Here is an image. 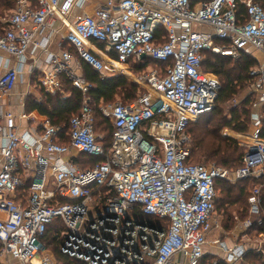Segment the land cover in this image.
I'll return each mask as SVG.
<instances>
[{"label": "built area", "instance_id": "2783aa9c", "mask_svg": "<svg viewBox=\"0 0 264 264\" xmlns=\"http://www.w3.org/2000/svg\"><path fill=\"white\" fill-rule=\"evenodd\" d=\"M12 1L0 16V99L15 89L31 48L51 66L30 75L45 93L61 90V75L87 93L91 85L73 66L81 61L103 78L130 77L147 91L132 103L102 105L114 129L109 148L89 102L66 126L47 119L24 134L12 113H0V264H58L51 255L40 257L55 221L64 226L62 253L81 264H201L208 236L224 230L216 181L230 179L216 164L192 162L189 126L214 110L221 90L219 79L203 71L205 53L235 61L248 54L258 62L250 73L253 132L234 181L259 180L263 6L255 0H103L87 13L91 0ZM62 31L61 50L53 53L50 43ZM3 56L18 66L5 71ZM147 58L155 66L134 75L130 63L138 68ZM72 151L101 160L84 169ZM248 202V217H237L234 229L224 230L225 241L216 242L225 257L212 264L264 258L260 187Z\"/></svg>", "mask_w": 264, "mask_h": 264}, {"label": "trees", "instance_id": "16d2710c", "mask_svg": "<svg viewBox=\"0 0 264 264\" xmlns=\"http://www.w3.org/2000/svg\"><path fill=\"white\" fill-rule=\"evenodd\" d=\"M255 1L264 8V0ZM13 7L14 2L12 0H1L0 16L5 9L9 10ZM244 11L245 6L241 5L240 14H244ZM222 43L216 42V44ZM205 57L203 71L211 73L219 79L221 90L214 110L208 113L211 114L210 117L203 123H193L189 126L188 131L192 139V162L194 164H217L233 170L241 167L246 151L235 140L225 138L221 132L227 127L239 133H246L249 130L253 96L250 95L245 101L242 113L238 109L230 111L231 119H228L225 115V107L232 100H235L241 91L250 87L252 80L250 73L258 65V62L248 54H244L241 59L236 61L231 57L222 56L211 51L206 52ZM80 65L83 78L91 85L87 93L74 87L72 81L66 75H61V90L55 95L45 93L42 90L44 101H38L34 98L28 99L25 105L26 112L30 114L37 111L41 116L47 117L52 125L66 126L73 115L81 112L84 103L89 102L94 109L96 132L105 137V146L109 148L112 143L114 129L110 120L104 117L101 111L102 105L115 103L118 97L124 99V103L135 102L139 97L140 88L123 76L103 78L85 62L81 61ZM144 65L138 66V69L155 66V62L147 58L144 60ZM262 138H264V130ZM100 160L98 157L81 154L75 163L84 169H88L93 168ZM249 182L251 181L248 179L236 184L224 180L216 181L218 191L216 209L224 218L223 228L225 231L234 229L237 216L235 213L239 214L241 209H243L240 214L241 218L244 220L248 217ZM252 182L261 188V205L264 206V176ZM62 202L68 203L71 201L64 199ZM158 224H163V221H159ZM63 230L64 226L61 221H55L51 224L42 238L43 246L49 248L48 250L52 249L49 253L58 264H81L62 253V240L59 235ZM213 258L212 255H207L201 264H212L211 260Z\"/></svg>", "mask_w": 264, "mask_h": 264}, {"label": "crops", "instance_id": "0c3cea01", "mask_svg": "<svg viewBox=\"0 0 264 264\" xmlns=\"http://www.w3.org/2000/svg\"><path fill=\"white\" fill-rule=\"evenodd\" d=\"M91 1L92 4L88 6L86 9L87 13H93L96 5L100 6L103 4V0H91ZM65 34L66 33L62 31L59 35L53 37L49 46V50L51 52L57 53L61 50L60 43L62 42L63 36H65ZM2 63L5 64V67H7L5 68V71L7 69L18 66V62L15 59L13 58L11 59L5 56H3ZM73 66L78 70L80 74L81 65L79 66L77 63L74 62ZM50 70H51V66L45 61V59L42 58L38 59L37 53L34 52L33 49L31 48L27 56L26 62L22 67V71L20 73L19 80L15 89L8 97L0 99V113L10 112L16 117L17 131L20 134L40 130L43 122H45V120L48 119L47 117L41 116L37 111L28 114L25 108L26 105L25 98L27 94L31 92L28 90L29 87H31V83L34 82L33 77L30 76L31 72L33 71L37 74V73H41L42 71H50ZM35 87H37L36 84ZM24 115H26V117H23ZM71 157L73 158L74 161H76L80 157V154L76 151H72ZM72 158L67 157L66 161H69ZM221 241H225L224 237L223 240ZM227 242L230 243L229 241Z\"/></svg>", "mask_w": 264, "mask_h": 264}, {"label": "rangeland", "instance_id": "374dc122", "mask_svg": "<svg viewBox=\"0 0 264 264\" xmlns=\"http://www.w3.org/2000/svg\"><path fill=\"white\" fill-rule=\"evenodd\" d=\"M6 11H8V10L5 9L3 11L2 15H1L2 17L5 16ZM249 51L250 52H253V50H251V49ZM129 66L133 70L132 73H134V75H140L144 71V68L143 69H138L136 67V65L133 64V62L130 63ZM148 67H150V66H148ZM80 74H82V71H81ZM36 75L38 76L39 73H37ZM125 78H127L128 81H130L132 83H135L132 78H130V77H125ZM35 84H37L36 81H34L33 83H31V87H29V90H28V91H31V92H29V94H27L28 92L26 93L27 96L25 98V104H26V101L28 99H33V98L34 99H37L38 101H44L42 89L39 88V87H35ZM139 88H140V90L138 92L139 95L146 93L147 90H146L145 87L139 86ZM63 91H64V89H63ZM249 96H250L249 95V88L247 87L243 91H241V93L235 98V100H232L230 103H228V105L225 107V115H227L228 119H231L232 118L231 115H230V111H232V109H238L240 111V113H242V111L244 109V103H245V101L247 100V98ZM115 101L116 102H125L124 99H122L120 97H118ZM210 115L211 114H207L206 116L201 117L196 123H198V122H202L203 123L207 118L210 117ZM226 130H229V133L227 135L225 134L226 133ZM252 132H253V130H252L251 123H250L249 130L246 133H239V132H236V131L232 130L231 128H228V127L227 128H224L221 133H222V135L225 138L235 140L238 143V145L244 151H246L247 148H248V146L245 143H247L248 139H246L245 137H250L252 135ZM205 165L209 166L211 164H205ZM222 168L226 169L229 172V178L230 179L229 180H226L227 182L232 183V184H236V183L240 182V181H237V180L234 181V179H235V172L237 171L238 167L235 168V169H233V170L228 169V168H225V167H222ZM231 180H233V181H231ZM248 180L251 181V182H249V185H248L249 186V197H250V194L259 185L253 184L252 181H254L255 179H252L251 178V179H248ZM248 204H249V202H248ZM248 209H249V205H248ZM242 211H243V209L240 210L239 214L238 213H235L237 215L236 218H235L236 223H237V217L239 219L243 220L241 218V215H240L242 213ZM217 214L219 216V219L218 220L221 222V225L223 226V220H224V218L222 217V219H221L220 217L222 215H220L218 212H217ZM234 226H236V224ZM224 232H225L224 230L223 231L222 230H218L217 232L213 233L212 235H209L208 238H207L210 244L206 248V255L205 256L212 254V256L214 257L211 260L212 263L215 260H220L222 257L223 258L225 257L224 253L220 250V245H216V242L217 241L223 240ZM48 249L49 248H47V247H43V250H42V253H41L40 257H43L45 255H50L51 253H49V252L52 249H50V250H48ZM263 249H264V247H263ZM247 264H264V258L263 257H260V256L251 257V258H249V261L247 262Z\"/></svg>", "mask_w": 264, "mask_h": 264}, {"label": "water", "instance_id": "95a60500", "mask_svg": "<svg viewBox=\"0 0 264 264\" xmlns=\"http://www.w3.org/2000/svg\"><path fill=\"white\" fill-rule=\"evenodd\" d=\"M145 57V56H144Z\"/></svg>", "mask_w": 264, "mask_h": 264}]
</instances>
